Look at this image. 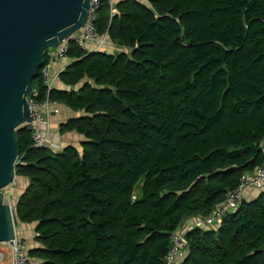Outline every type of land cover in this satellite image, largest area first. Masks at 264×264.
<instances>
[{
    "label": "trees",
    "instance_id": "obj_1",
    "mask_svg": "<svg viewBox=\"0 0 264 264\" xmlns=\"http://www.w3.org/2000/svg\"><path fill=\"white\" fill-rule=\"evenodd\" d=\"M94 15L119 50L70 44L48 94L78 115L60 133L81 150L21 130L14 217L36 264H163L264 161V0H100ZM34 90L46 98L40 71ZM185 239L178 264H264V190Z\"/></svg>",
    "mask_w": 264,
    "mask_h": 264
},
{
    "label": "water",
    "instance_id": "obj_2",
    "mask_svg": "<svg viewBox=\"0 0 264 264\" xmlns=\"http://www.w3.org/2000/svg\"><path fill=\"white\" fill-rule=\"evenodd\" d=\"M91 1L0 0V245L9 246L12 252L17 232L6 192L17 180L18 133L29 122L26 97L44 66L45 51L83 29ZM3 257L0 252V261Z\"/></svg>",
    "mask_w": 264,
    "mask_h": 264
},
{
    "label": "built area",
    "instance_id": "obj_3",
    "mask_svg": "<svg viewBox=\"0 0 264 264\" xmlns=\"http://www.w3.org/2000/svg\"><path fill=\"white\" fill-rule=\"evenodd\" d=\"M108 3L112 9L114 0H108ZM99 6L100 0H92L89 16L83 29L70 40L60 42L57 48H49L45 51V63L43 68L40 69V73L43 85L47 90V96L44 100H37L38 93L33 89V92L26 97L30 108L29 122L26 124V129L30 134V140L34 148H50L47 144L45 130L48 128L49 119L52 116H57L59 114V103L50 99L48 96L49 92L55 89L54 84L59 79V75L62 72L56 74L55 77L51 76L53 66L66 57L70 44H75L80 50L88 53H96L100 50L106 49L110 44L106 35L99 37L95 31L94 13ZM261 144L264 152V141ZM263 190L264 161L262 165L254 171L242 175L238 187L227 194L224 203L212 210L207 219L201 222L197 221L196 223H193V225L179 230L172 235L170 239V247L163 264H178L185 258L187 250L185 234L188 230L194 227L212 228L219 225L225 216L229 213L235 212L240 207L248 191L256 193ZM12 247L14 252V264H36V262L28 255L29 248L26 239L16 236ZM10 250L12 252L11 248Z\"/></svg>",
    "mask_w": 264,
    "mask_h": 264
},
{
    "label": "crops",
    "instance_id": "obj_4",
    "mask_svg": "<svg viewBox=\"0 0 264 264\" xmlns=\"http://www.w3.org/2000/svg\"><path fill=\"white\" fill-rule=\"evenodd\" d=\"M123 1V0H114V4ZM110 42V41H109ZM106 50L109 52H115L118 51L119 49L113 46L110 42V44L106 47ZM70 61L68 60L67 57L56 63L51 71V76L55 77L56 74L59 72L63 71L68 65ZM55 88L57 90H61L63 87L59 81V79L55 82L54 84ZM59 114L57 116H52L49 119V125L48 128L45 130L46 133V138H47V144L50 147L51 150L53 151H60L68 146L75 147L78 151L81 150V144L84 141L83 137L78 135L75 132H68L65 134L60 133V128L62 124H65L68 120L73 119L74 117L77 116V114L71 112L64 106H61L59 104ZM19 180V183H18ZM27 186V181L26 179L19 178L17 179V182L11 187V200L17 199L18 196H20L23 191L25 190ZM254 192L248 191L245 195V199H249L252 197ZM197 220L195 218H190L187 220L185 223L184 228H187L193 223H196ZM19 233L23 238L26 239V237H30L31 239L27 240L29 247L33 245V237H34V226L33 225H19ZM182 230V229H181Z\"/></svg>",
    "mask_w": 264,
    "mask_h": 264
},
{
    "label": "rangeland",
    "instance_id": "obj_5",
    "mask_svg": "<svg viewBox=\"0 0 264 264\" xmlns=\"http://www.w3.org/2000/svg\"><path fill=\"white\" fill-rule=\"evenodd\" d=\"M140 1H144V0H140ZM16 182H17V180H16ZM18 183H19V180H18ZM10 189H11V187H10ZM10 189H9V191L6 192V198H7V202L9 204H11V206L13 207L14 203H12V200H11V191H10ZM14 219H15V217H14ZM14 221H15V230L17 232V236L22 237L21 234L19 233L20 231H19V228H18L20 224H18L16 219ZM29 239H31V238L30 237H26V241L29 240ZM27 243H28V241H27ZM0 251L4 255L3 259L0 261V264H13V256H12V252H11L9 246L0 245Z\"/></svg>",
    "mask_w": 264,
    "mask_h": 264
},
{
    "label": "bare ground",
    "instance_id": "obj_6",
    "mask_svg": "<svg viewBox=\"0 0 264 264\" xmlns=\"http://www.w3.org/2000/svg\"><path fill=\"white\" fill-rule=\"evenodd\" d=\"M1 252V251H0Z\"/></svg>",
    "mask_w": 264,
    "mask_h": 264
}]
</instances>
